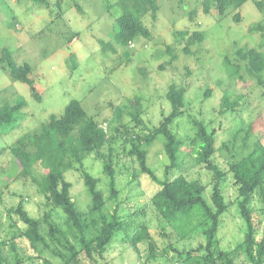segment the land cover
Here are the masks:
<instances>
[{
	"label": "rangeland",
	"instance_id": "rangeland-1",
	"mask_svg": "<svg viewBox=\"0 0 264 264\" xmlns=\"http://www.w3.org/2000/svg\"><path fill=\"white\" fill-rule=\"evenodd\" d=\"M48 1L49 7L33 0H0V50L8 46L18 64L29 62L32 65L30 76L42 94V99L36 100L29 84L13 80L9 71L0 68V95L10 101L21 95L27 101L23 109L25 119L21 125L9 134H0V149L6 148L0 153L1 238H9V231L12 230L10 224L13 222L20 228L25 227L16 214L9 216V209L16 207L22 197L31 216L42 218L48 208L31 179L17 176L19 167L7 147L25 133L38 129L51 114H63L71 99L81 100L88 114L95 115L101 126L111 133L110 120L116 105L128 104L139 97L143 126L151 127L159 122L162 112L170 110L166 97L169 86L173 83L185 86L187 114L179 117L173 125L176 133L185 141L178 167L167 171L170 160L162 150L161 139L149 148L148 164L160 179L182 173L191 179L201 180L205 187L204 196L211 203L213 176L195 161L193 151L197 143L193 142L195 129L190 118L204 120L208 130L215 132L217 151L214 160L222 169H226L231 161L248 154L258 143L264 142V84L249 74L245 60L237 54L239 48H255L264 53V9L260 10L252 0H248L237 11L228 10L220 14L216 7H212L210 13L206 14L203 0H158V18L153 19L149 14L144 17L151 37H140L127 47H118L116 53H105L99 40L114 39L116 17L120 13L117 0L108 1L113 4L111 8L106 7L104 0ZM236 13L240 14L239 22L234 17ZM11 16H14V20ZM10 22L15 24L9 25ZM178 30H202L205 39L192 45L191 53L185 54V42L175 41L174 32ZM72 35L75 38L70 40ZM171 44H175L173 53L176 57L167 51V46ZM127 52L130 53L129 57ZM226 56L238 67V74H231L225 68ZM262 78L264 80V73ZM4 88L6 95L1 92ZM207 91H210L208 96ZM226 94L232 99L238 96L239 105L234 111L219 113L222 97ZM122 123L131 132L139 130L128 114H124L116 125ZM116 140L113 148L119 194L115 201L108 202V207L110 210L117 208L118 214L124 218L141 210L140 214L129 220L132 230L141 221L147 223L155 241L163 246L165 239L161 232H168L170 227L159 219L150 203L160 186L147 174L135 177L137 163L126 155L128 146L125 140L119 135ZM103 151H107V147ZM84 167L100 179L99 188L108 196L110 191L103 159L94 153L84 160ZM36 170L43 172L40 163L36 164ZM65 176L73 183L72 195L76 205L87 211L90 196L80 173L72 169ZM221 188L229 209L224 214L218 238L222 248L234 249L243 239L245 223L236 203L237 187L233 174L229 173L224 178ZM254 205L259 211L261 203L258 196ZM261 219L264 222L263 216ZM54 220L67 229L65 214L61 209L54 210ZM41 231L47 233L45 224ZM124 239V231H119L108 245L106 258L110 264H182L184 257L172 249L165 256L159 254L157 259L148 260L146 245L140 244L139 255ZM16 242L24 256L34 257L42 253L51 260V264H62L61 258L51 249L38 245V250H35L23 237L17 238ZM204 242L205 237L201 232L194 233L190 239H173L174 247L184 251L183 255ZM49 243L59 250L56 243ZM4 249L9 255V247L5 246ZM241 259L248 261L243 253ZM43 260L34 257L30 263L44 264Z\"/></svg>",
	"mask_w": 264,
	"mask_h": 264
},
{
	"label": "trees",
	"instance_id": "trees-1",
	"mask_svg": "<svg viewBox=\"0 0 264 264\" xmlns=\"http://www.w3.org/2000/svg\"><path fill=\"white\" fill-rule=\"evenodd\" d=\"M33 1L50 6L48 0ZM104 1L106 7L111 8L113 4L109 0ZM246 1L248 0H203L202 6L206 14L210 13L212 7H216L220 14H225L228 10L237 11ZM252 1L260 10L264 9L263 0ZM116 4L120 13L116 17L114 39L99 40L105 53H116L118 47H127L140 37L150 38L151 30L144 17L149 14L157 19L160 9L158 0H117ZM77 5L82 11V7ZM234 17L236 21H240L239 13ZM11 19L14 20V16ZM12 23L14 22L9 25H13ZM174 37L177 43L185 42L183 51L190 54V47L201 43L205 39V33L202 30H178L174 32ZM73 38L75 35L70 40ZM174 45H168L167 51L176 57L173 53ZM237 54L245 60L249 74L255 76L260 84H264V53L255 48H239ZM126 55L129 57L130 53L127 52ZM224 65L231 74H238V67L231 63L228 56L225 57ZM0 68L9 71L13 80L29 84L36 100L42 99L35 80L30 76L32 65L29 62L18 64L8 46H3L0 50ZM1 92L6 95V88ZM186 93L185 86L171 84L166 92L170 110L162 112L159 122L151 127L143 126L139 97H135L128 104L116 105L110 120V128L113 130L111 133L101 126L95 115L88 114L81 100L71 99L63 114H51L38 129L25 133L10 144L7 150L19 167L17 176L31 179L48 208L42 218L31 216L22 197L16 207L9 209V216L16 214L25 227L20 228L13 222L10 224L12 230L9 231V238L2 239L0 236V264H31L34 257L44 259V264H51V260L42 253H37L34 257L24 256L16 242L19 237L26 238L35 250H38V245L51 249L61 258L62 264H110L106 252L119 231H124V241L130 243L139 255L140 244L146 245L148 260L157 259L159 254L165 256L172 249L184 257L182 264H264V222L261 219V216L264 217V142L258 143L248 154L231 161L226 169H222L214 160L217 151L215 132L208 130L204 120L190 118L195 129L193 142L197 143L193 151L195 161L213 176L211 203L204 196L205 187L201 180L191 179L182 173L172 178L160 179L148 164L149 148L161 139L162 150L170 160L167 171L178 167V158L185 141L176 133L173 125L179 117L187 114ZM208 95L210 91H207ZM12 100L0 95V134L11 133L25 119L23 109L27 105L26 99L18 95ZM238 105V96L232 99L226 94L222 97L219 113L234 111ZM124 114L130 115L135 121L138 131H129L123 123L116 125ZM118 135L128 146L126 155L138 165L134 171L135 177L147 174L160 186L152 195L150 203L159 219L170 227L168 232H161L165 239L163 246L155 241L147 223L141 221L132 230V222L129 220L140 214L141 210L124 218L118 214L117 208L110 210L108 207V202L115 201L119 194L113 148ZM104 147H107V151H103ZM5 149H0V153ZM94 153L103 159V170L108 177L110 191L108 196L99 188L100 179L84 167V160ZM37 163L42 165V173L36 170ZM72 169L80 173L90 196L87 211L76 205L72 195L73 183L65 176ZM229 173L235 178L236 203L245 223L243 239L234 249L222 248L218 238V232L224 223V214L229 209L221 183ZM256 196L261 203L259 211L254 205ZM56 209L64 212L67 229L54 220ZM43 224L47 226L46 234L41 231ZM196 232L203 233L204 243L187 250L185 255L184 251H178L174 247L173 239H190ZM48 239L56 243L59 250L52 248ZM5 246L9 247V255L5 253ZM242 253L248 261L241 259Z\"/></svg>",
	"mask_w": 264,
	"mask_h": 264
}]
</instances>
